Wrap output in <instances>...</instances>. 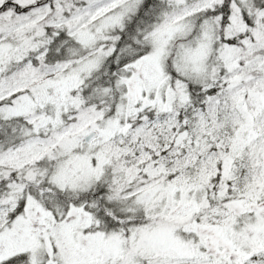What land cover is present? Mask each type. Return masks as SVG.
<instances>
[{"label":"snow or ice","instance_id":"snow-or-ice-1","mask_svg":"<svg viewBox=\"0 0 264 264\" xmlns=\"http://www.w3.org/2000/svg\"><path fill=\"white\" fill-rule=\"evenodd\" d=\"M0 264H264V0H0Z\"/></svg>","mask_w":264,"mask_h":264}]
</instances>
